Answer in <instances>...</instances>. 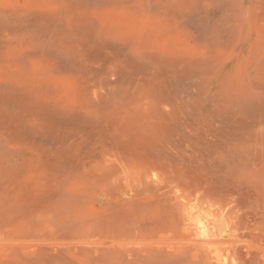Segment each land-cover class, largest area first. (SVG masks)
<instances>
[{"label":"rangeland","instance_id":"rangeland-1","mask_svg":"<svg viewBox=\"0 0 264 264\" xmlns=\"http://www.w3.org/2000/svg\"><path fill=\"white\" fill-rule=\"evenodd\" d=\"M0 264H264V0H0Z\"/></svg>","mask_w":264,"mask_h":264}]
</instances>
